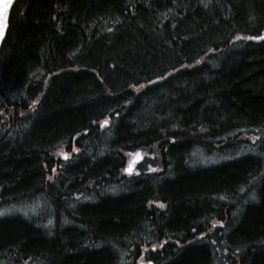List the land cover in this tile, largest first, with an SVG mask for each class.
Here are the masks:
<instances>
[{
	"label": "trees",
	"instance_id": "16d2710c",
	"mask_svg": "<svg viewBox=\"0 0 264 264\" xmlns=\"http://www.w3.org/2000/svg\"><path fill=\"white\" fill-rule=\"evenodd\" d=\"M263 32L264 0H16L0 264H264Z\"/></svg>",
	"mask_w": 264,
	"mask_h": 264
},
{
	"label": "water",
	"instance_id": "95a60500",
	"mask_svg": "<svg viewBox=\"0 0 264 264\" xmlns=\"http://www.w3.org/2000/svg\"><path fill=\"white\" fill-rule=\"evenodd\" d=\"M15 1L16 0H10L9 9H8L7 12H4L2 6L6 2V0H0V15H2L4 17V19H5V27H4L3 31H0V48H1V45L3 43L4 37H5V34H6V30H7V27H8V16H9L11 7L15 3ZM262 34H264V32ZM141 159H142L141 152L140 151H136L131 156V158L129 159L128 164L124 167V173L129 174V171H125V169H130L131 170V173H132L135 164L136 163H139ZM139 264H149V262L148 263H142L141 262Z\"/></svg>",
	"mask_w": 264,
	"mask_h": 264
},
{
	"label": "snow or ice",
	"instance_id": "6c2138e0",
	"mask_svg": "<svg viewBox=\"0 0 264 264\" xmlns=\"http://www.w3.org/2000/svg\"><path fill=\"white\" fill-rule=\"evenodd\" d=\"M9 4H10V0H6V2L3 4V11L7 12L9 9ZM5 27V19L2 15H0V31H3ZM245 39H251V40H264V34L261 35H257V36H251V37H245ZM33 103H35V101H33ZM109 123V121L106 119L101 123V127H104L105 125H107ZM255 139V138H253ZM76 149H74L75 151ZM64 159L68 158V154L67 153H63L62 154ZM151 170V169H150ZM125 171H129V174H131V170L130 169H125ZM241 191H243V188H241ZM161 207H163V205H160ZM217 223H220L219 221H217ZM204 234L201 233V236H203ZM149 264H151V261H149Z\"/></svg>",
	"mask_w": 264,
	"mask_h": 264
},
{
	"label": "rangeland",
	"instance_id": "374dc122",
	"mask_svg": "<svg viewBox=\"0 0 264 264\" xmlns=\"http://www.w3.org/2000/svg\"><path fill=\"white\" fill-rule=\"evenodd\" d=\"M44 211L42 209H36V212L38 215L42 214ZM3 213L5 214H13V213H21V214H29L31 213L25 206H19V207H14V208H9Z\"/></svg>",
	"mask_w": 264,
	"mask_h": 264
},
{
	"label": "bare ground",
	"instance_id": "6f19581e",
	"mask_svg": "<svg viewBox=\"0 0 264 264\" xmlns=\"http://www.w3.org/2000/svg\"><path fill=\"white\" fill-rule=\"evenodd\" d=\"M203 162H205V161H201V163H203ZM262 177H263V179H264V171H262ZM255 192V191H254ZM195 223H198V222H195Z\"/></svg>",
	"mask_w": 264,
	"mask_h": 264
}]
</instances>
